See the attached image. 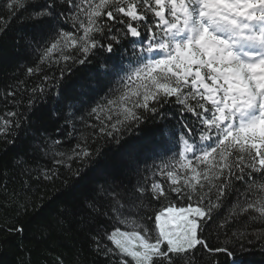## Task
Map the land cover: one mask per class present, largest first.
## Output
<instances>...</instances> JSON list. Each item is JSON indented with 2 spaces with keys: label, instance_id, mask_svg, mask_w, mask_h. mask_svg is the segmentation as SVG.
<instances>
[{
  "label": "snow or ice",
  "instance_id": "6c2138e0",
  "mask_svg": "<svg viewBox=\"0 0 264 264\" xmlns=\"http://www.w3.org/2000/svg\"><path fill=\"white\" fill-rule=\"evenodd\" d=\"M0 12V43L15 21L12 47L36 78L4 93L5 155L21 168L48 158L26 174L69 195L43 235L75 220L109 264L264 256V0H3Z\"/></svg>",
  "mask_w": 264,
  "mask_h": 264
},
{
  "label": "trees",
  "instance_id": "16d2710c",
  "mask_svg": "<svg viewBox=\"0 0 264 264\" xmlns=\"http://www.w3.org/2000/svg\"><path fill=\"white\" fill-rule=\"evenodd\" d=\"M2 3L3 0H0V4ZM0 14L6 15L3 12ZM18 27L13 21V31L0 43V115L8 109H13V105L4 99V93L15 83L17 77L25 80L28 87L33 86L36 81L35 77H28L25 72L31 62L21 61L12 47L11 37L17 34L15 29ZM50 134L63 139L59 133H51V129ZM30 135V131L26 134L21 131L24 139H28ZM8 147L5 139L0 137V264H58V257L63 259L64 264H109L108 258L93 251L87 232L83 231L82 226L75 220L66 222L63 229L53 230L46 235L41 233L42 225L57 223L56 213L69 199V195L60 181L54 185L47 182L37 183L26 174L28 168L50 167L48 158L38 157L21 168L13 160L14 151L5 155V149ZM68 147L69 145H64L65 150ZM105 167L108 165L105 164ZM87 175L89 180H103L100 173L92 170H89ZM157 179L163 182L162 177ZM78 183L84 187L83 182ZM25 203L28 205L26 214L22 208ZM41 205L43 207H40ZM226 210L222 209L221 213ZM18 224L28 227L22 237L6 231L7 228ZM115 227H120L122 231L128 230L122 224H113L109 231ZM212 239L213 243L220 242L215 237ZM222 239L221 235L220 240ZM103 242L114 249L111 241L105 238ZM249 260L250 264H264V256L258 251H255ZM204 264H211V259H205Z\"/></svg>",
  "mask_w": 264,
  "mask_h": 264
}]
</instances>
